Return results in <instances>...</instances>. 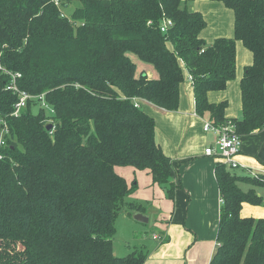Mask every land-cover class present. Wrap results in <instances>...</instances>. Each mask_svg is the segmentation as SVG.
<instances>
[{
  "label": "trees",
  "instance_id": "16d2710c",
  "mask_svg": "<svg viewBox=\"0 0 264 264\" xmlns=\"http://www.w3.org/2000/svg\"><path fill=\"white\" fill-rule=\"evenodd\" d=\"M55 1L0 0V65L20 74L19 89L42 95L12 115L17 95L0 70V121L7 128L0 264H143L144 247L122 256L113 250L115 217L135 189L114 168L147 170L169 199L179 174L155 139L154 119L134 98L177 109L185 72L198 115L207 113L217 126L230 123L239 135L263 128L264 0H214L233 11L234 34L209 44L200 36L204 17L182 0H59L63 7L78 3L69 17ZM164 19L171 25L161 31ZM238 40L252 63L240 80L241 117L228 119L227 101L209 102L207 93L234 79ZM128 53L157 77L137 73ZM214 173L221 206L209 264H264V217L240 214L243 202L264 206L253 188L264 186L262 174L237 175L218 162ZM240 182L252 187L243 190ZM129 207L131 216L142 210Z\"/></svg>",
  "mask_w": 264,
  "mask_h": 264
},
{
  "label": "crops",
  "instance_id": "0c3cea01",
  "mask_svg": "<svg viewBox=\"0 0 264 264\" xmlns=\"http://www.w3.org/2000/svg\"><path fill=\"white\" fill-rule=\"evenodd\" d=\"M182 1L188 9L198 11L204 17L206 25L200 32V36L206 43L209 44L218 37L233 36L234 13L222 2L214 0ZM141 63L136 62L137 73L144 70V66ZM251 63V52L243 46L241 41H236L234 79L228 81L225 89L209 91L207 93L209 102L227 101L224 115L228 119L241 117L240 80L243 76L242 70ZM186 75L188 80L183 79L179 86L177 109L167 111L146 100L140 99L139 101V104H150L156 108L152 112L145 109L143 111L154 119L156 125L155 139L163 153L170 158L174 168L178 171L177 162L179 161L181 164L186 162L185 165H180L181 175L178 172V178H172L177 186L174 191V198H167L169 203L172 201L173 208H166L162 214L168 217L167 223L162 225V229L165 230H162L160 233H153V235L159 236V238H154L152 235V238L160 241L161 244H157L153 249H147L148 252L143 264H209L217 246L216 237L214 238L215 231L207 233L203 230L204 227H207L209 219L215 217V213L211 216L210 209L204 208V204H200L199 208H204L205 210L200 212L202 219L200 221L189 222L194 192L197 194V199L199 200L217 203L219 211L221 198L214 173V164L217 161L204 152L206 147L214 144L216 134L212 131L203 130V122L209 119V115L207 113L203 115L195 113L193 83L189 75L187 73ZM149 76L150 78H156L157 74L153 70ZM183 89L185 90V94L182 92ZM139 107L141 106L139 105ZM240 139V150L236 156L240 166L234 169L229 168L230 171L237 175L245 176H249L251 171L260 173L264 171V127L253 130L248 134L240 135ZM212 142L213 144H211ZM147 173L149 172L147 171ZM151 180L152 177L150 175L148 182ZM152 183H154L153 180ZM248 184L247 182H240L239 186L243 190H247L252 187L251 184ZM154 185L157 193L162 195L164 190L160 188L159 184L155 183ZM253 188L259 195L264 196V192L261 191L262 186ZM186 195L189 197V205L187 220L185 222L181 220L183 218ZM150 211L146 207V209L142 208V210L136 212H141L148 216L149 222ZM240 214L243 217H264V206L243 202ZM218 220L219 212L217 225Z\"/></svg>",
  "mask_w": 264,
  "mask_h": 264
},
{
  "label": "rangeland",
  "instance_id": "374dc122",
  "mask_svg": "<svg viewBox=\"0 0 264 264\" xmlns=\"http://www.w3.org/2000/svg\"><path fill=\"white\" fill-rule=\"evenodd\" d=\"M58 5V8L61 9L62 13L69 17L73 8L78 6L77 2H70L66 6H60L59 0L55 1ZM128 56L131 60L136 62H141L134 54L128 53ZM144 66V70L148 71V77H150V73L153 72V67L147 63H141ZM244 70V69H243ZM242 70V73H243ZM184 80L187 79V75L184 72ZM182 92L185 94V90L183 89ZM40 96H36L34 99L40 100ZM140 108L143 110H147L149 112L155 111L156 108L150 104L140 103ZM39 105L33 106L34 111H37ZM150 109V110H148ZM46 113H51L52 110L48 106H44ZM49 121V123H51ZM213 144V142L211 143ZM183 165L186 164L182 163ZM179 161L177 162L178 172L181 175L180 165H182ZM187 166V165H186ZM176 167V166H175ZM115 171L119 173L126 181V184L129 187H134V191L124 199V202L121 203L120 212L115 217V235L112 241V245L114 247V253L117 255L122 256L125 255L127 252H139L142 247L146 249V253L148 252V248L153 249L157 246V244H161L160 241H157L152 238L153 233H160L162 230V225H165L168 221V217L163 216L162 214L165 212L166 208H173V204L167 197H164V193L162 195L157 193L156 188H154V184L152 180L148 182V178L150 176L149 173L145 170H135L129 166H116ZM237 171V170H236ZM256 173V172H255ZM263 176V175H262ZM264 180V177H263ZM249 183V182H247ZM249 185V184H248ZM161 188V187H160ZM158 190V188H157ZM159 191V190H158ZM261 191L264 192V186L261 188ZM160 192V191H159ZM186 194V193H185ZM186 200H184V208H183V218L181 221L187 220V211L189 205V197L185 196ZM129 202H133L135 206H140L143 209H149L150 211V220L148 223H140L133 220L132 216L128 213L130 210ZM200 204H204V208H209L211 211V216L215 213V217H211L207 223V227H204V231L207 233H211L213 230L215 231L214 238L216 237V227H217V219H218V212L219 207L215 202H208L204 200L197 199V194L194 192L193 194V202L190 208V219L189 222L192 221H200L202 216L200 212L205 211L204 208H199ZM175 205V201H174ZM160 215V216H159ZM159 216V217H158ZM158 219V220H156ZM132 245V246H131ZM130 246V247H129Z\"/></svg>",
  "mask_w": 264,
  "mask_h": 264
},
{
  "label": "built area",
  "instance_id": "2783aa9c",
  "mask_svg": "<svg viewBox=\"0 0 264 264\" xmlns=\"http://www.w3.org/2000/svg\"><path fill=\"white\" fill-rule=\"evenodd\" d=\"M169 25H171L170 20L164 19L160 28L161 31H165ZM0 70L8 74L11 78L10 82L6 84V89L17 95V101L14 103L12 111V115H17L22 110V108L26 106L27 101L35 98V96L18 88L16 85V78L20 76L19 73H11L1 65ZM40 100H42V96H40ZM139 101V98H134L133 102L136 107H139ZM41 105L43 107L47 106L44 102H42ZM0 124H2V128L0 130V159H2L4 157L2 149L5 146L4 134L7 133V128L4 122L0 121ZM203 130L212 131L216 134V140L214 144L206 147L204 150L206 155L213 157L218 163L223 164L230 169L240 166L236 156L240 150L241 139L240 135L234 131V128L230 123L217 126L208 119L203 122ZM261 174L264 177V171L261 173H255L254 171H251L249 176L252 178H258ZM153 237L159 238V236L156 235H153Z\"/></svg>",
  "mask_w": 264,
  "mask_h": 264
},
{
  "label": "water",
  "instance_id": "95a60500",
  "mask_svg": "<svg viewBox=\"0 0 264 264\" xmlns=\"http://www.w3.org/2000/svg\"><path fill=\"white\" fill-rule=\"evenodd\" d=\"M51 124H47L46 129H50ZM133 220L140 222V223H148V216L142 214L141 212H135L132 215Z\"/></svg>",
  "mask_w": 264,
  "mask_h": 264
}]
</instances>
